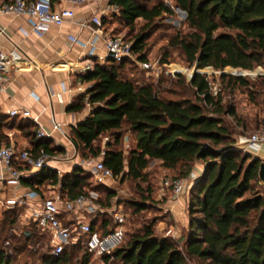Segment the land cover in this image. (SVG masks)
Listing matches in <instances>:
<instances>
[{
	"label": "trees",
	"instance_id": "16d2710c",
	"mask_svg": "<svg viewBox=\"0 0 264 264\" xmlns=\"http://www.w3.org/2000/svg\"><path fill=\"white\" fill-rule=\"evenodd\" d=\"M152 1L107 0V4L118 8L116 15L123 26L132 27L138 19L141 30L147 31L154 19L170 14L162 3ZM172 1L184 13L186 31L174 33L167 39V46L178 50L186 65L213 70L228 66L239 72L264 68V0ZM147 36L144 31L132 39L136 62L146 60L142 50ZM165 57L166 52H162L159 63H164ZM128 60L105 58L99 64L92 59L91 69L76 76L80 82L90 83L86 90L88 112L69 129L68 138L74 150L80 152L77 157L100 161L111 179L143 180L150 161L173 171L176 178L189 176L195 162L201 161L203 168L189 189L181 246L176 240L155 234L151 222L131 232L126 240L123 232L121 243L99 260L119 264H188L190 260L200 264H264V181L257 177L260 160L233 146V132L223 117L235 122L238 118L232 107L220 104L221 89L232 93L246 88L245 76H218V91L212 95L208 92L211 82L204 75L193 74L186 82H177L190 98H166L150 83L123 77L119 70ZM256 78L257 83L251 86L258 87L264 96V80ZM82 99L77 97L66 110L81 111ZM3 125L23 132L30 141L27 151L32 155L39 150L49 155L59 152L49 146L46 138H36L34 125L27 120L10 118ZM124 134L132 142L126 152L115 148ZM102 138L105 143L100 146ZM1 143L5 145L6 141L0 132ZM89 178V172L78 166L59 179L53 171L42 169L25 184L38 190L41 185L58 182L60 198L72 200L87 195L84 188ZM101 185H94L101 193H95L94 200L101 212L89 217V225L102 235L113 227L108 212L115 205L110 201L112 192ZM129 207L135 213L145 209L142 200L129 202ZM15 215V209L0 212V264H16L14 255L25 250L22 244L29 239L32 244H43L41 264H68L75 254L77 264H88L92 256L78 243L51 255L47 238L43 240V234L35 228L23 229L18 236L3 235L4 226L14 223Z\"/></svg>",
	"mask_w": 264,
	"mask_h": 264
},
{
	"label": "built area",
	"instance_id": "2783aa9c",
	"mask_svg": "<svg viewBox=\"0 0 264 264\" xmlns=\"http://www.w3.org/2000/svg\"><path fill=\"white\" fill-rule=\"evenodd\" d=\"M88 0H0V16H15L23 17L27 26V31L20 29V32L25 34L30 32L36 36H41L49 26L59 27L64 22H69L73 19L72 7L81 5ZM108 13L117 14L118 8L115 5H108L100 10L98 13L94 12L88 16L87 19L78 21L76 24L79 28H87L90 31V37L85 41H79L74 37H68L70 44L77 43L83 50L84 54L80 59L73 60L66 64H61L67 72L81 75L89 71L92 67L90 59H95L101 64L106 55L111 54V59L118 62L124 58L133 60L137 66L149 72L150 75L155 76L160 70V66L156 59L150 61L136 62L134 55L131 52V42H125L119 36H110L105 34L102 29L101 15ZM2 30L0 28V35ZM101 40L102 54L95 53V42ZM35 68V62L17 50L15 47L5 49L0 45V94L5 92V86L9 81L12 73ZM186 72V79L188 80L193 74L203 75L199 69ZM182 72L180 69L176 70L170 68L168 74L177 76ZM244 73V72H241ZM80 81H77V84ZM218 91L217 82L208 84V92L212 95ZM47 94L51 96V92ZM58 96V95H56ZM82 104L88 106L87 95L82 99ZM8 117L17 119H29L32 123L37 125L35 130L36 138H46L48 134L44 133L38 126L37 115L30 116L29 111L22 107L16 106L4 112ZM75 125H71L73 128ZM51 129L58 130L59 124L51 120ZM123 149H127L126 137L121 138ZM105 139L102 140L104 144ZM241 150L245 153H255L259 150V146L264 144V135L250 134L244 140L237 143ZM65 155L46 154L39 150L36 155L30 154L25 149H17L11 143L0 144V166L6 171V183L12 186L18 184L19 178L23 175H34L42 169H49L55 171L49 162L67 160ZM79 165L84 170L91 173L94 182L105 183L107 179H111L110 174L105 170L100 161H94L91 158L79 162ZM191 180L193 178H190ZM1 181V177H0ZM162 188L169 189L174 197L180 196L183 193L184 181L183 179L165 178L161 182ZM37 192L28 190L19 195H13L9 198H0V210L4 209H19L27 208L29 210V217L35 230L43 234L47 238V245L50 247L49 253L57 255L64 246L73 243H78L86 252L90 253L92 257L98 259L102 255L109 256L114 248H116L123 238V224L126 221V213L120 206L112 207L108 212L113 223L112 228H107L104 234L91 229L89 221L79 219L77 221H63L61 217L68 215L73 208L82 207L83 212L90 217L93 213L101 212V209L94 203L95 196L91 194L79 195L72 200L61 199L58 191L55 193L42 195L40 202L36 206L29 205V200L37 197ZM7 245V241L3 242Z\"/></svg>",
	"mask_w": 264,
	"mask_h": 264
},
{
	"label": "rangeland",
	"instance_id": "374dc122",
	"mask_svg": "<svg viewBox=\"0 0 264 264\" xmlns=\"http://www.w3.org/2000/svg\"><path fill=\"white\" fill-rule=\"evenodd\" d=\"M154 2L162 3L165 7L170 10V14H162L158 18L154 19L146 31V29L141 30L142 22L140 20H135L132 27H125L116 14L108 13L102 17L103 32L109 34L110 36H119L125 42H132L135 34L141 32H147L148 36L143 45V54L147 61L156 59L159 63L162 52H166V57L164 58V66H160V70L157 75L152 76L149 72L141 70L133 60L126 61L127 64L119 70L120 74L129 79H137L138 82L150 83L155 90L158 89L160 96L166 98H178V97H189L186 91L183 92L182 86L177 84L180 80L186 82V72L194 70V65H186L182 57H180L178 50L173 47L167 46V39L171 37L174 33L185 32L186 28L183 23V15L175 7L172 0H153ZM217 30L216 32H220ZM135 58V56H134ZM170 68L176 70L180 69L182 72L177 76H171L168 74ZM261 69V70H260ZM200 71L205 72L203 74L206 79L215 83L218 81V76L227 75L232 77H237L235 70L228 66H224L221 70H213L210 67L200 68ZM224 73V74H220ZM241 76H245L247 87L237 88L232 93L221 89L220 91V104L223 107H232L234 113L237 116V122L233 121L230 117L224 116L223 120L233 132V137L236 143L233 146L238 149L241 153H245L240 149L237 144V140H244L250 134L264 135V96L258 87L251 86L253 83H257V78L264 80V68L256 67L251 71L241 73ZM219 82V81H218ZM29 130H32L29 128ZM1 132V128H0ZM23 133V132H21ZM126 137V144L128 146L132 145L130 136L124 134ZM102 139H99L98 144L103 146ZM105 143V142H104ZM116 149H120L126 152L127 149H123L122 141L116 145ZM71 152V151H70ZM80 152L75 151L76 155ZM124 156V153H123ZM249 156L252 157L251 154ZM82 160L81 158H79ZM87 159H84V161ZM199 167L203 163L198 161ZM88 172V171H87ZM144 179L143 180H130L129 178L119 177L112 178L101 185L109 189L113 196L111 197V203L113 205H119L123 211L128 213L125 223L123 224V230L125 232L124 239L126 240L130 233L139 230L143 225L152 222V229L155 234L159 236H166L172 240H176L178 246H181V238L183 237L186 226H187V209L189 200V189L192 185V181L199 176V173L187 176L183 179L184 189L180 196L174 197L169 189L162 188L161 182L165 178L176 179L175 173L171 170H165L160 168L156 162H148L146 168L144 169ZM91 175V173L89 172ZM190 178H193L192 180ZM99 183L94 182L91 178L87 180V186L84 190L87 194L92 196L101 195L99 189H95L94 185ZM96 193V194H95ZM142 200L145 205V209L137 213L132 211L129 207V202H137ZM177 201V202H176ZM124 202V204H123ZM128 207V209H127ZM87 217V216H86ZM1 219V216H0ZM185 221V223H183ZM180 222H182V227H179ZM24 227H18L14 223L11 225L4 226L2 234L18 236ZM46 238L45 235H43ZM1 242V233H0ZM33 240L29 239L23 242L22 246L24 251L14 255V263L26 262L27 264H41L40 254L44 252L43 244L38 242L32 244ZM78 255L75 254L68 264H77ZM88 264H119L118 262L111 261L108 263H102L97 257H91ZM188 264H200L195 260L188 261Z\"/></svg>",
	"mask_w": 264,
	"mask_h": 264
},
{
	"label": "crops",
	"instance_id": "0c3cea01",
	"mask_svg": "<svg viewBox=\"0 0 264 264\" xmlns=\"http://www.w3.org/2000/svg\"><path fill=\"white\" fill-rule=\"evenodd\" d=\"M106 6H108L107 0H88L84 4L75 5L72 7L73 19L71 21L64 22L59 27L49 26L41 36H36L30 32L25 34L20 32V29L27 31L23 17L0 16V28L2 30L0 45L5 49L15 47L35 62V68L12 73L5 86V92L0 94L1 134L5 137L6 144L11 143L17 149L29 150L30 141L23 133L16 128L3 125L4 122L13 118L8 117L4 112L16 106H22L29 111L32 117L39 114L37 116L39 128L48 134L46 139L49 146L59 150L53 154L59 156L63 154L68 158L67 160L49 162V165L56 170L53 172L57 179L68 173L74 166L82 168L79 162L83 160H80L75 154L68 135L70 126L79 123L89 109L88 106L82 104V109L79 112L66 110L77 97H84L87 88L90 86V83L79 82L80 84H77L76 76L78 74L69 73L61 67V64L73 60L80 59L83 61L84 50L77 43L70 44L68 37H74L79 41L87 40L90 37L89 29L79 28L76 23L87 19L91 13H98ZM100 16L102 18L105 15L100 14ZM95 53L97 55L102 54V44L99 39L95 42ZM90 60L92 61V59ZM47 91L48 93L51 92L52 95L49 96ZM24 120L31 122L29 119ZM51 120L59 124L58 130L51 129ZM32 124L36 130L37 125ZM240 140H237V143ZM248 154H251L253 158H258L260 162H264V144L259 146L257 152ZM199 166V163L195 162L190 175L201 172L202 166ZM82 169L84 170V168ZM31 176L30 174L21 176L18 184L12 186L6 183V171L0 166V198H9L28 190H34L38 193L37 197L28 202L29 205L36 206L42 195L59 192L58 182L41 185L38 190H35L30 185L25 184V181ZM14 209L16 210L15 225L24 227V229L34 228L27 208ZM2 211L6 210L1 209L0 212ZM86 216L81 206H75L68 215H63L61 220L74 222L83 219L89 221V217ZM183 223L180 222L179 227L185 225Z\"/></svg>",
	"mask_w": 264,
	"mask_h": 264
},
{
	"label": "water",
	"instance_id": "95a60500",
	"mask_svg": "<svg viewBox=\"0 0 264 264\" xmlns=\"http://www.w3.org/2000/svg\"><path fill=\"white\" fill-rule=\"evenodd\" d=\"M180 13H182L183 17H184V13L182 11L179 10ZM106 59H111V54H107L106 55ZM238 75L237 76H241V72L239 71H235ZM220 74H224V73H220ZM257 177L260 181H264V162H260L259 166H258V171H257Z\"/></svg>",
	"mask_w": 264,
	"mask_h": 264
}]
</instances>
